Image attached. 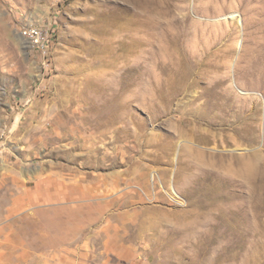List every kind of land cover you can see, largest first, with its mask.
<instances>
[{"label": "rangeland", "instance_id": "374dc122", "mask_svg": "<svg viewBox=\"0 0 264 264\" xmlns=\"http://www.w3.org/2000/svg\"><path fill=\"white\" fill-rule=\"evenodd\" d=\"M0 264H264V0H0Z\"/></svg>", "mask_w": 264, "mask_h": 264}, {"label": "built area", "instance_id": "2783aa9c", "mask_svg": "<svg viewBox=\"0 0 264 264\" xmlns=\"http://www.w3.org/2000/svg\"><path fill=\"white\" fill-rule=\"evenodd\" d=\"M20 36L22 38H38V46L37 49L35 50L38 54L39 57L44 60L45 58V52L46 48L48 47L49 43V36L47 32H44L43 30L34 27V32H31V34H24L23 30L20 33Z\"/></svg>", "mask_w": 264, "mask_h": 264}, {"label": "bare ground", "instance_id": "6f19581e", "mask_svg": "<svg viewBox=\"0 0 264 264\" xmlns=\"http://www.w3.org/2000/svg\"><path fill=\"white\" fill-rule=\"evenodd\" d=\"M24 34H31V32H34V27L25 28L23 29ZM29 41L32 48L37 49L38 46V38H24ZM47 51V48H46Z\"/></svg>", "mask_w": 264, "mask_h": 264}]
</instances>
